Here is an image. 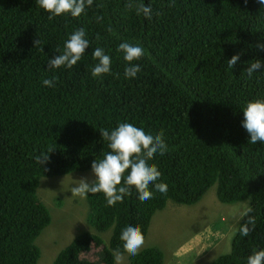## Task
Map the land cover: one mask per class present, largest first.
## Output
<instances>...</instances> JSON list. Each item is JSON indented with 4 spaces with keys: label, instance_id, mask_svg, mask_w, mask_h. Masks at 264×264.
<instances>
[{
    "label": "trees",
    "instance_id": "1",
    "mask_svg": "<svg viewBox=\"0 0 264 264\" xmlns=\"http://www.w3.org/2000/svg\"><path fill=\"white\" fill-rule=\"evenodd\" d=\"M127 2L93 0L78 17L49 20L36 0H0V264L37 263L34 240L52 214L45 206L52 200L38 194L42 178L91 170L109 151L100 130L120 122L152 134L163 130L168 150L149 163L168 192L150 185L153 198L141 202L133 188L114 206H106L102 193L87 195V223L99 231L112 226L102 264H114L116 249L123 252L125 226H139L145 237L151 216L166 202L195 205L215 186L222 203H250L256 225L245 237L238 231L244 220L237 222L227 252L207 264H247L253 249H264V144L249 143L242 126L246 102L264 99V69L252 77L245 71L251 61L264 64V50L256 47L264 44V6L259 0H137L151 7L147 19ZM80 28L89 40L81 60L70 69H49L48 60ZM125 41L146 52L131 62L141 70L127 79L128 62L117 51ZM97 47L110 56L111 74L91 75ZM53 77V87L42 84ZM51 149L39 165L35 157ZM90 243L99 246L101 238L82 232L51 264H96L81 254ZM129 263L163 264V254L147 247Z\"/></svg>",
    "mask_w": 264,
    "mask_h": 264
},
{
    "label": "clouds",
    "instance_id": "2",
    "mask_svg": "<svg viewBox=\"0 0 264 264\" xmlns=\"http://www.w3.org/2000/svg\"><path fill=\"white\" fill-rule=\"evenodd\" d=\"M36 2L43 10L51 13V15L48 16L49 20H52L55 16L66 13H70L72 17H78L84 13L87 6L93 4V0H36ZM244 2L247 3V0H244ZM259 3L264 6V0H259ZM126 7L129 10L134 9L137 15L142 14L145 18L151 19L152 9L143 2L128 0ZM111 31L112 30L109 29V32ZM39 43V39L34 41V46ZM88 46L89 40L86 38L85 30L83 28L74 30L64 42L62 52L48 60V68L56 69L61 66L69 69L72 68L81 60ZM256 47L264 50V44L258 43ZM117 51L121 52L124 61L128 62V66L124 69L125 78L135 77L141 68L139 64H132L131 62L139 60L146 55L144 48L139 44H132L125 41L119 44ZM92 56L94 60L98 61L91 68V75L93 77L111 74L110 69L112 61L110 56L105 54L103 48H95L92 52ZM238 60L239 54L233 55L227 61L228 68L232 69ZM261 69H264V64H262L260 60H254L249 62V67L245 71L249 77H252L255 71ZM55 80L56 77L52 79H43L42 84L47 87H53ZM242 111L244 117L242 126L250 136L249 143L256 144L257 141H259L264 144V99L247 101ZM100 133L102 139L107 143L109 151L103 153L102 158L94 159L91 163V172L94 175L93 180L89 181L87 178L82 177L79 180L73 181L75 187L70 189L72 193L71 197H79L86 201L88 194L102 193L107 202L106 206H114L117 202L122 203L124 197L130 196L133 188L138 193V199L141 202L153 198V192L149 187L150 185L154 186L156 191L165 195L167 194L168 185L163 182H158L161 177V172L157 169L155 164L149 163L156 154L163 156L168 150L164 140L163 130L152 134L151 132H145L143 128L134 126L131 123L120 122L114 129H101ZM51 151L52 149L45 154L35 157L36 162L39 165L47 163L49 160L48 153ZM252 212L253 208L250 203L241 202L237 208V222L242 219L244 220L243 223H239L238 228L241 236H248L255 228L256 219L254 216L250 215ZM87 225L95 230V233L90 234L98 235L101 238V244L97 246L90 243L89 250L81 254L89 261L102 264V262H100V250L104 245L108 248L107 243L112 231V226L104 231H99L92 225L88 223ZM105 232L109 233L106 241H104L102 237V233ZM119 239L123 242V252H121L119 248L113 252L115 257L114 263L116 261V264H122L124 254H128L129 261V257L137 255L145 244V237L140 227L135 225L125 226L121 230ZM92 247L97 248L96 259L90 256L89 252ZM247 264H264V249H253L251 254L247 257Z\"/></svg>",
    "mask_w": 264,
    "mask_h": 264
},
{
    "label": "rangeland",
    "instance_id": "3",
    "mask_svg": "<svg viewBox=\"0 0 264 264\" xmlns=\"http://www.w3.org/2000/svg\"><path fill=\"white\" fill-rule=\"evenodd\" d=\"M82 177L89 181L94 179L91 170L42 178L38 194L46 203L52 200L50 209L43 203L52 214L49 224L34 240L40 251L36 264H51L56 253L83 231L86 234L95 233L86 223L88 209L85 199L71 197L70 189L75 187L73 181ZM214 188L216 186L210 188L193 206L167 202L163 208L156 210L149 222L145 244L141 249H159L163 254V264H207L218 253L227 252V241L238 221L237 208L241 202L246 201L219 202ZM224 226L229 229L222 230ZM108 234L102 233L104 241ZM202 249L205 252L201 253ZM96 252V247L90 249L93 259L97 257ZM194 254L198 256L195 259ZM122 264H129L128 254H124Z\"/></svg>",
    "mask_w": 264,
    "mask_h": 264
}]
</instances>
